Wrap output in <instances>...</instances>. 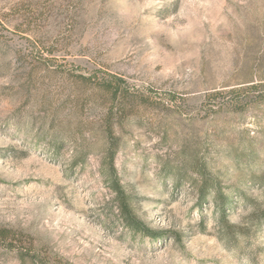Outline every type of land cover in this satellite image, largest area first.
<instances>
[{"label": "rangeland", "instance_id": "374dc122", "mask_svg": "<svg viewBox=\"0 0 264 264\" xmlns=\"http://www.w3.org/2000/svg\"><path fill=\"white\" fill-rule=\"evenodd\" d=\"M252 84L264 0H0V228L35 256L0 264H264V97L226 94Z\"/></svg>", "mask_w": 264, "mask_h": 264}, {"label": "trees", "instance_id": "16d2710c", "mask_svg": "<svg viewBox=\"0 0 264 264\" xmlns=\"http://www.w3.org/2000/svg\"><path fill=\"white\" fill-rule=\"evenodd\" d=\"M106 87L109 91H111L114 95L119 92V84H107ZM247 89L240 88H233L231 89L227 95H233L235 96V100L238 99V97L241 96V94L245 90H253L256 91L257 96L255 99H259L264 97V84H252L250 86H247ZM221 95V94H220ZM106 136L108 139V147H107V159L112 162L113 158L116 154L118 142L115 136L113 135V132L111 131V124L107 126L106 129ZM108 167V180L111 192L113 194L112 198V205L113 208L116 211V217L121 223V225L126 228L127 230L133 232V233H143L144 228L142 227L141 222L137 219L136 215L134 214L131 203L129 200V197L127 196L124 189L119 184L117 178H116V172L114 170V167L112 163L109 164ZM211 192L205 187L202 186L199 190V199L201 201L207 200V195H209ZM221 197L220 199V208L222 209V214H225V208L227 207V198H225L223 195H219ZM213 201H216L215 199ZM0 249H3L6 252H14L21 255L28 256L30 258H34V247L31 243L25 244V241L23 242V236L6 228H0ZM42 264V263H40Z\"/></svg>", "mask_w": 264, "mask_h": 264}]
</instances>
